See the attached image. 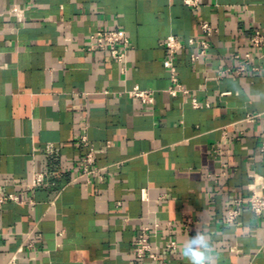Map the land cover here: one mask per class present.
I'll list each match as a JSON object with an SVG mask.
<instances>
[{
    "label": "crops",
    "instance_id": "obj_1",
    "mask_svg": "<svg viewBox=\"0 0 264 264\" xmlns=\"http://www.w3.org/2000/svg\"><path fill=\"white\" fill-rule=\"evenodd\" d=\"M201 21L218 30L198 60V43L177 52L187 92L172 95L163 39H200ZM114 28L132 44L126 73L106 50H86L91 32ZM254 29L264 33V0H0V192L23 201L0 208V264H134L144 226L159 259L143 264H190L182 249L197 235L210 264H264V214L244 206L225 221L255 176L264 183V57L257 70L224 72ZM135 84L154 102L120 94ZM81 135L103 179L77 177ZM33 171L43 185H30Z\"/></svg>",
    "mask_w": 264,
    "mask_h": 264
},
{
    "label": "built area",
    "instance_id": "obj_2",
    "mask_svg": "<svg viewBox=\"0 0 264 264\" xmlns=\"http://www.w3.org/2000/svg\"><path fill=\"white\" fill-rule=\"evenodd\" d=\"M184 4L190 7H196L199 4V0H183ZM11 14L18 18L19 21H23L26 17V10L15 5L12 8ZM200 30L203 36L200 39L194 37L188 38L183 41L176 35H168L163 39L162 44L165 46L168 57L164 60V65L170 69L172 85L169 86L168 92L172 95H177L179 92H187L182 87L177 76V68L174 62V57L177 52L187 44L192 45L198 43L200 45V51L191 55L193 61L200 58L201 55L205 54L208 47L210 46L209 38L218 30L211 23L207 21L200 22ZM90 43L86 46L87 51H93L94 49L106 50L109 55L120 63L121 72L126 73L127 71V55L129 49L132 47L129 36L126 31L119 28L114 29H97L89 35ZM249 48L245 51H237L234 53V63L224 69V72H233L236 76H241L248 72L250 69L257 70L258 67L253 66L256 59L264 57V33L258 29L251 31L248 36ZM120 94L127 95L131 98L140 99L145 103L154 102V93L152 90L143 88L139 84H135L130 89L121 91ZM193 104L198 106V101L193 99ZM259 114L249 113L247 114V120H253ZM79 142L87 149L85 154L82 156L80 162L76 165L78 169V178L84 179L86 182H91L93 178L103 179L102 168L96 167L97 150L94 145L88 139L86 135H81ZM218 148H216V151ZM259 150L264 154V141L261 142ZM102 151V149H101ZM260 176H255L254 181L249 184L250 194L246 197H236L233 201V205L228 209L225 221L227 223H238L239 216L241 215L242 208L247 206L256 216L264 214V183L260 180ZM46 182V174L42 171H33L30 181V185L37 187L43 185ZM7 201L23 202L18 195L12 192H0V208ZM197 223L192 217H187L184 222V228L186 231H191L192 227ZM168 228H172L171 222L165 223ZM161 226V223H156L155 227ZM152 236L151 228L144 226L139 231L135 238L133 252L136 257L134 264H143L145 257H150L154 262L159 259L158 249L159 246L153 247L150 238ZM41 237V233H37L33 238L30 234L27 235L26 246L30 249L36 247V241ZM165 248L174 251L177 250L178 244L174 239H169L165 242ZM16 256L12 258V262L16 260ZM160 264H166L162 261Z\"/></svg>",
    "mask_w": 264,
    "mask_h": 264
},
{
    "label": "clouds",
    "instance_id": "obj_3",
    "mask_svg": "<svg viewBox=\"0 0 264 264\" xmlns=\"http://www.w3.org/2000/svg\"><path fill=\"white\" fill-rule=\"evenodd\" d=\"M182 255L190 261V264H210L206 255V246L199 235L190 240L188 245L182 249Z\"/></svg>",
    "mask_w": 264,
    "mask_h": 264
}]
</instances>
